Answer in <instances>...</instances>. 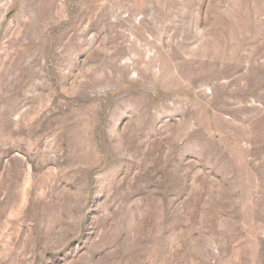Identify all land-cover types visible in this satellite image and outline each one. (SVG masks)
Masks as SVG:
<instances>
[{"label": "rangeland", "instance_id": "1", "mask_svg": "<svg viewBox=\"0 0 264 264\" xmlns=\"http://www.w3.org/2000/svg\"><path fill=\"white\" fill-rule=\"evenodd\" d=\"M0 264H264V0H0Z\"/></svg>", "mask_w": 264, "mask_h": 264}]
</instances>
